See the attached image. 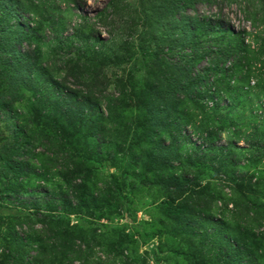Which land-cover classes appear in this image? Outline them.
<instances>
[{"label": "rangeland", "instance_id": "rangeland-1", "mask_svg": "<svg viewBox=\"0 0 264 264\" xmlns=\"http://www.w3.org/2000/svg\"><path fill=\"white\" fill-rule=\"evenodd\" d=\"M43 1L48 2L45 7L42 5ZM111 1L114 2L113 5H110ZM213 1L217 3L214 5L198 3L194 9H187L184 13L196 18L203 16L208 20H212L214 15L218 18L213 21L214 24L234 34L242 29H245L248 35L254 34L252 33L254 30H264V4H260V0ZM159 3V0H26L28 13L40 15L37 23L41 25L38 33L41 42L36 41L34 45L37 46L36 56L44 63L42 65L47 76L37 72L32 74L36 87L29 89L28 92L21 91L24 94L23 99L13 103L14 111L20 117L17 123L25 125L27 130L26 137L29 139L26 145L28 149L30 146L33 147V150L29 151L30 157H18L16 153H11L15 144L10 126L12 120L9 122L7 114L0 109V158L9 161L10 164L3 169L4 172L0 169L2 171L0 183L1 181L7 183L6 188L0 186V264H8L4 257L11 251L10 241L14 240L9 233L23 237L27 241L47 235L43 226L37 222L42 219L33 216L32 211H22L10 206L25 205L30 197L33 198L30 200L32 202L48 204L46 208L44 206L45 209L49 204L53 205L59 200L54 209L63 211L65 209L61 210L62 203L71 200L70 193L74 194L70 202L72 208L63 214L68 216L65 219L67 229L75 227L73 231L78 237L70 242L73 247L70 255L72 264H212L210 252L205 258H201L203 260L197 262L196 257L199 255L197 247H189L186 240L179 237L180 214L184 210L185 200H191L187 205L191 214L200 213L202 218L211 215L214 221L216 218L219 219L218 215L225 213L226 208L227 210L230 208L228 200L231 196L229 189L226 188L230 181L227 174L234 173L235 177L240 178L244 176V180L249 177V184L257 186L256 192H264V75L258 77L257 71L261 64L251 61L252 69L246 70L250 74L248 77H243L241 71L235 70L239 74L235 76L238 83L230 82L231 76L226 75L230 60L220 53L221 48L225 47L221 41L222 46L213 50L220 53L216 67L213 69L211 64L213 59L208 61L206 58L199 62L190 70L189 90L178 94L179 75L167 70L169 68L166 66L172 56L163 57L165 59L163 61L160 59L161 56L154 55L160 45L158 42L156 44L151 42L148 28L141 27L145 25L142 24L145 16L154 17L156 14V18L165 17L168 3L164 1L163 4ZM48 8H54L52 13L56 18H60L57 22L59 27L56 35L51 33L52 30L50 31L51 28L46 21L45 13L48 12ZM103 12L104 14L98 17ZM111 15L113 16L109 18ZM253 15L257 16L256 19L252 18ZM255 20L257 23L254 24ZM159 21L160 19L157 22ZM221 35L222 33L218 37L222 38ZM249 39L252 38L249 36ZM25 45L24 43L22 46ZM140 48L150 55L140 56L138 54ZM256 50L264 53V50L257 47ZM257 54L256 51L249 55L251 58ZM121 56L125 64L119 68L114 67L113 63ZM126 56L130 59L127 60ZM173 58L177 59V56L174 55ZM257 59H261V55ZM84 60L87 61L85 68L87 70L90 67L91 74L79 77L78 74L82 70L79 63H84ZM74 64H77L80 70H77V67L71 68ZM205 68L212 70L204 71ZM197 71L201 73L204 71L202 79L197 80L193 75ZM30 74L31 71L28 75ZM151 75L159 76V79L154 78L147 82ZM44 77H51L60 84L59 87H64L65 91L73 92L79 97L86 96L91 90L92 95L98 100V94H101L99 100L101 107H105L111 100H116L121 108V112L115 114L119 117L117 121L110 119L103 124L107 133L85 141L76 136V141L70 146L68 151L72 157L69 158L74 163L71 169L75 170L74 173L82 172L89 178L77 193L70 192L68 186L62 183L63 180L60 179L62 175L57 176V171L54 170L56 165L53 166L48 161L49 156L47 159L46 156L40 157L43 149L39 145L44 128L40 127V123L33 121L32 99L38 90L51 88ZM217 80L220 81V88L223 91L220 95L215 88ZM9 83L5 80L0 81V95L8 96L6 93L10 89ZM147 85L153 87L158 85V90L150 89L151 87ZM187 96L192 98L193 102H189ZM150 99H153L152 102L159 101L153 108L164 105V118L169 112L172 118L166 121V125H173L179 113H182L185 107L188 109L186 111L190 121H187L192 126L185 131L183 128L184 132L181 134L187 136L189 141L185 140L184 143L182 140L176 145L183 146L179 154L168 152L167 157L161 159L164 161L163 166L148 176L150 185L146 184L145 187L136 190H129L127 185H123L118 188L121 195V198H118L114 192L117 189L116 182L137 183V179L132 175H136L134 172L140 167L134 164L135 158L129 162L124 152L125 149L132 148L131 143L143 138L144 130L140 125L148 118L154 117L155 113L150 109ZM215 103H217L215 109L230 106L229 112L221 111L219 116L221 118L228 116L227 118L231 120L225 124H212V128L208 129H212V134L220 130L218 138L214 136L216 139L213 143L203 144L200 138L202 132L206 131L203 116L207 115L212 119L215 115L211 117L204 113V110L212 108ZM25 115L26 119L23 117ZM181 124L185 125L183 120ZM169 128L170 126H167V129ZM112 129L114 131L117 129L118 133L109 132ZM163 137L166 144L171 142V139H165L167 135ZM159 139L155 137L156 141ZM118 142L122 144L123 150L116 153ZM144 147L146 152L151 150L149 143L143 142L141 147L138 143L134 145V152L146 154L143 151ZM217 148H225L227 151L220 155V151H214ZM141 151L144 153H140ZM192 160L195 162H191ZM25 161L29 164V174L26 178L8 172L13 162L23 165ZM182 170H187L189 175L184 176ZM4 175L9 177L8 181L3 178ZM39 175H45L44 180ZM168 176L177 178L178 182L184 183L185 180L197 182L198 186L187 187L186 195L190 192L193 195L172 200L166 187L162 186L169 179ZM68 182L72 188L77 180L70 179ZM16 184L19 186H15ZM103 192L107 193L102 195ZM217 193L223 197L224 204L216 205L215 200L210 199L216 197ZM170 195L175 198L177 193ZM107 196L111 198L107 199ZM80 200L83 201L81 205ZM196 204L199 205L198 208ZM168 206L173 208L169 213ZM248 209V204L245 203L244 214L247 217L245 226L248 225L263 237L264 220L255 219L253 215L255 207H252L250 213ZM228 216L230 218L229 214ZM257 217H261L260 211ZM204 223H206L204 220L200 222ZM62 224L64 225L63 222ZM222 235V240L237 237L235 232L227 229ZM217 239L219 240V237ZM259 242L260 246H264V239ZM29 255L33 256V253L30 252Z\"/></svg>", "mask_w": 264, "mask_h": 264}, {"label": "trees", "instance_id": "trees-1", "mask_svg": "<svg viewBox=\"0 0 264 264\" xmlns=\"http://www.w3.org/2000/svg\"><path fill=\"white\" fill-rule=\"evenodd\" d=\"M159 1L162 4L163 1L168 3L166 6V9L168 10L165 12V17L156 18V14H154V17L145 16L142 21V24L145 25L141 27L148 28L151 42L155 44L158 42L160 45L159 49L155 51L154 55L161 56L160 59L163 61L165 60L163 57L168 55L172 56L171 61L166 66L169 68L167 70H170V72H176L175 74L179 75L178 94L181 95L185 91L189 90V84L191 82L190 70H192L199 62L205 60L206 58L208 61L213 59L211 64L213 65L214 69L218 59L220 58V53H222V56H225L230 60V66L226 71V75L228 74V77L229 75L231 76L230 82L232 81L238 83L237 78L235 77L239 75L237 72H235L237 69L242 72L243 77H248L250 74L249 72H246V70L248 68L252 69L250 63L252 64L253 61L255 64H261V68L257 69V71H259L258 77L264 75V53L258 52V50H256V47L264 50V30H254L252 32L254 34L248 35L247 31L242 29L239 33L234 34L233 32H230V30H223L221 29L222 26L214 24L213 21L218 19L214 15H212V20H208L203 16L196 18L184 13L187 9H194L198 3L214 5L217 3V1ZM260 1V4H264V0ZM47 4L48 2L46 1H43L42 3L44 7ZM113 4L114 2L111 1L110 5ZM53 10L54 8H48V12L45 14H47L46 21L48 26L51 28L50 31L52 30L51 33L56 35L59 27L57 22L60 18H56L55 14L52 13ZM103 14L104 12L99 14L98 17L102 16ZM112 16L113 15L109 16V18ZM38 17H40V15L34 16L28 13V5L26 4V0H0V81L5 80L10 82V89L6 93L9 97L0 95V109L3 110V113L7 114V120H9V122L12 120L10 126L14 136L15 144L13 146L14 150L11 153H16L18 157H30L31 154L29 151L33 150V147L30 146V149H28V145H26L28 144L27 140L29 139L26 137L27 130L25 129V125H20L17 123V120L20 117L17 115V112L14 111L13 103L23 99L24 94L21 91L28 92L29 89L36 87L35 80L32 78V74L34 75L35 72H37L47 76L45 73V68L42 65L44 63L39 61V58H37L35 52V48L37 49V46L34 45V43L36 41L38 43L41 42L40 38H38L39 29L41 28V25L37 23ZM98 17L96 18L98 19ZM256 17L255 15L252 16L254 19H256ZM153 19L156 23H154ZM158 19H160L159 22H157ZM253 23H257V20H255ZM134 32L136 33L137 30H134ZM220 33H222V38L218 37L220 36ZM249 36L252 39H249ZM260 40H262V42H258ZM221 41L224 43L225 47L223 49L221 48L220 53L213 52L215 48L222 46ZM24 43L26 45L23 47L22 45ZM256 51L258 54L250 58L249 54L256 53ZM138 54L142 57H148V55H150L149 53L146 54L142 48L138 50ZM174 55L177 56V59L173 58ZM259 55H261V59L258 60L257 57ZM129 59L130 58L128 57L127 60ZM259 61L262 62L259 63ZM83 62L84 63L82 64L79 63L82 69L78 74L79 77L91 72L90 67L87 70L85 68L87 61L84 60ZM122 64H125V62H123L121 56V58L119 57V59L113 63V66L119 68L122 66ZM74 65H72L71 68L77 67L76 69L80 70L77 64L75 66ZM208 70L210 71L212 69H204V71ZM30 71L31 74L28 75ZM204 71H202V73L201 71L194 72L193 75L197 78V80L202 79ZM150 77L151 78L148 79L147 82H150L154 78L159 79V76L156 75H151ZM44 78L45 82L50 85L51 88H44L41 91L38 90L35 92V95L32 99V102L34 103L32 112L33 121L40 123V127L44 128L42 131L44 135H42V140L40 141L39 145L40 147L42 146L43 149L40 157L43 158L46 156L47 159L49 156L48 161L51 162L53 166L56 165L54 170L57 171V176L60 174L62 175L60 176V179L63 180L62 183H65V185L68 186L70 192L77 193L85 186V183L89 178L82 172L74 173L75 170L71 169V166H73L74 163L71 162V158H69V156L72 157L68 151L70 146H72L73 142L76 141V136H79V139L81 138V140L85 141V139H96V137H101L104 133H107L103 128V124H105L106 121L110 119H115V121H117L119 117L115 114L117 112H121V108L116 103V100H111V102H108L107 104L105 103V107H101V103L99 102L101 99V94H98V100L96 99L97 97L92 95L91 90L86 96L79 97L73 92L65 91L64 87H59L60 84H58L55 80L53 81L51 77ZM159 83L160 82L158 81V84ZM147 86L151 87L150 89L158 90V85H155V87L150 85ZM52 87H55L56 89H53ZM212 88L214 90V87ZM215 88L218 95L223 93L220 88L219 80H217ZM10 98L14 100H10ZM187 99L189 102H193V99L189 96H187ZM152 100L153 99H150V109L155 114L153 115L154 117L152 119L148 118L140 125L143 127L144 133L142 135L143 138L138 140L142 142L134 141V143H131L133 144L132 148H127L124 152V154H127L129 162L135 158L134 164H138V167H140L138 168L137 172H134L136 175H132L133 178L137 179V183L124 182L123 184H120L116 182L115 185H117V189H115L114 192L116 195H118V198H121L118 188L123 185H127L129 190H136L139 187L143 188L146 186V184L150 185L148 176L150 173L155 172L157 169L159 170V167L161 168L163 166L162 162L164 163V161H161V159L164 160V158L167 157L166 155L168 152L179 154V151L183 149V146L176 147V145L182 140L184 143L185 140L189 141L187 136L181 134L185 130L191 129L190 126H192L188 122L190 121L189 115L186 111L188 109L185 107V109L182 110V113H179L173 125H166V121L172 117L169 116L168 112L164 118V105L161 107L159 106L158 108H153L159 104V101L155 100V102H152ZM178 101L180 102V99H178ZM230 106L222 107V109H215L217 107V103H215L212 105V108L204 110V113L210 115L211 117H213V114L215 115L212 119H210L207 115L203 116L204 129H206V131L204 130L202 134L200 133V138L203 144H205V142L213 143V141L216 139L214 136H217L220 133L219 130L212 134V129H208L212 128V124H225L231 120L227 118L228 116L223 118L219 116L221 111L229 112L231 110ZM101 114H103L104 117ZM23 117L26 119L27 115ZM182 120L184 121V126L181 124ZM167 126H170V128L167 129ZM114 128L115 126L113 129ZM183 128L184 131H182ZM113 129L109 132L112 134L118 133L117 129H115V131ZM204 134L205 136H203ZM166 135L167 137L165 139H171V142H168L167 144L163 139V136ZM134 137L135 136L133 134V139ZM155 137L160 139L156 141ZM143 142H148L151 147L149 152H146V147H144L143 151L146 153L142 154L144 156L134 152V145L138 143L141 147ZM121 150H123L122 144L118 142L116 145V153L121 152ZM214 151H220V155H223L227 150L225 148H217L214 149ZM144 152L141 151L140 153ZM123 157L127 159L125 155H123ZM32 158L34 157L32 156ZM158 161H160V163H158ZM8 162L9 161L0 158V169L3 170L10 166ZM191 162L195 161L192 160ZM1 170L0 172H2ZM8 172L16 173L21 175V177L26 178L29 174V164L26 161L23 165H21V163L13 162V166L8 169ZM187 172V170L181 171L184 176L189 175ZM46 174L47 171L45 172V175ZM233 174L234 173L227 174V177H229L228 181H230V183L226 185L228 186L226 188L229 189L228 192L231 196V198L228 200L230 208H228V210L226 208L225 213H223V215H218L219 219L216 218L213 221L214 218L211 215L202 218L200 213L197 215L194 213L191 214L189 212L190 208L187 206L191 203V200H185L184 210L180 214L181 227L179 237L183 240H186V243L189 247H197V252L199 254L198 257H196L198 260L197 262L203 260L201 258H205V256L210 252L211 256L209 258L213 260L212 264H264V246L259 245V241L264 239V236L262 237L255 233L252 228L248 227V225L245 226L247 223V217L244 214V204L247 203L249 208L248 213H250L252 207H255V211L253 213L255 219L264 220V192H256L257 186L252 183L249 184V177L248 179L244 180V176L240 178L235 177ZM45 175L39 176L44 180ZM3 178L7 179V181L9 179L7 175ZM168 178L169 179L166 180L162 186L163 188L166 187L165 189L168 190V194L172 200H180L184 197H187L189 194L193 195L191 192L186 195L187 187L198 186L197 182L192 183L190 180H185L183 183L178 182V179L173 176H168ZM70 179L73 181L77 180L72 188L69 187L68 181ZM160 180L161 183V177ZM218 183L221 185L220 182ZM0 184V186L6 188V182L1 181ZM15 186H19V184H16ZM86 190H88L87 187ZM105 193L107 192H103L102 195ZM170 193H177V195L175 198H173ZM219 193L216 194V197L210 198L215 200L216 205L217 203L224 204L223 197L220 196ZM73 195L74 194L70 193V197L72 196L71 200H67V202L65 200L64 202L66 203H62L61 210L65 209L63 211H59V209H57V211L54 209L55 204L59 202V200H56L53 205L49 204L47 209L45 208L48 204H40L37 201L32 202L30 201L33 199L31 197L27 200L25 205L10 204V206H13L15 209H22V211H32L33 216L36 218L38 217L40 220L42 219V221L37 222L43 226L47 235L43 237H34L33 241H27L23 237L9 233L11 239L14 240L10 241L11 251L8 252L6 257H4V260H6L8 264H72V257L70 255L71 249H73V247H71L70 242H72L77 235H75L76 232L73 231V228L75 227L70 229L72 232L67 229L68 224L65 222V219L68 216H64L63 214L67 209L69 210L72 208L70 207V202L73 200ZM110 198V196L109 198L107 196V199ZM79 202L81 205L83 201L80 200ZM122 203L123 199L121 200V205ZM196 206L197 208L199 207L197 204ZM171 209L173 208L168 206L167 212H171ZM259 211L261 217H257V213ZM228 214L230 215V218ZM202 220L206 221V223L200 224ZM207 224L208 226H206ZM14 227L15 225H13L12 228ZM225 229L235 232L237 237H230L231 239L228 237L222 240V233ZM207 230H211V232H207ZM242 234L244 235L243 237ZM217 237H219V240ZM77 238L78 237H76L74 240ZM241 238H243V240ZM30 252L33 253V256L29 255Z\"/></svg>", "mask_w": 264, "mask_h": 264}]
</instances>
